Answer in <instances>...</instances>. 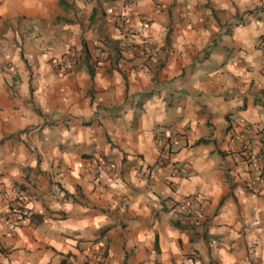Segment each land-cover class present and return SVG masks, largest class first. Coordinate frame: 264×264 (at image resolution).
I'll use <instances>...</instances> for the list:
<instances>
[{"label":"crops","instance_id":"obj_1","mask_svg":"<svg viewBox=\"0 0 264 264\" xmlns=\"http://www.w3.org/2000/svg\"><path fill=\"white\" fill-rule=\"evenodd\" d=\"M91 3L0 0V264H264V166L236 139L264 153V0ZM189 197L194 227L167 205Z\"/></svg>","mask_w":264,"mask_h":264},{"label":"built area","instance_id":"obj_2","mask_svg":"<svg viewBox=\"0 0 264 264\" xmlns=\"http://www.w3.org/2000/svg\"><path fill=\"white\" fill-rule=\"evenodd\" d=\"M264 43V41H263ZM120 49H129L133 48V44L130 42H124L120 45ZM98 55L102 58L106 55V51L103 49H98L97 51ZM150 53V50L148 48H144L141 52V55H147ZM77 57L75 53L69 52L66 57L62 60V68L64 71L68 72L72 69ZM252 129L250 126H246L243 131L236 135V139L238 142H240L241 148L240 152L247 154L249 156V160L253 161V163L260 166V168H263L264 166V153L261 154H253L252 151ZM259 137L261 138L260 142L264 143V130L259 133ZM158 144L161 146L164 150L166 147L169 146L170 142L165 136H162L158 139ZM163 150L162 155L160 156V160L152 167L147 168L145 171V175L152 177L155 176L163 167H165L167 164H169L167 161V155L165 154V151ZM96 172L95 174H98L100 172H107L112 168L109 164H102L94 167ZM177 173L182 176L186 177L188 175V171L185 167H178ZM168 208L173 210L175 212V218L176 221L180 224H183L185 226H197L200 223V215L198 214V206L196 205L195 198L189 197L184 201V205L191 206L190 211L187 213H183L180 211L178 205L173 200H168ZM31 212L30 210L23 204L21 200L14 201L6 213H4L3 218L5 219L7 226H8V233L11 236H14L16 233V230L18 226L22 223L23 220H26L30 217ZM93 248L89 250L87 255V263L86 264H100L106 259V252L105 250L100 247L99 245H93Z\"/></svg>","mask_w":264,"mask_h":264},{"label":"rangeland","instance_id":"obj_3","mask_svg":"<svg viewBox=\"0 0 264 264\" xmlns=\"http://www.w3.org/2000/svg\"><path fill=\"white\" fill-rule=\"evenodd\" d=\"M91 2H89V0H84V8H81L80 9V8H77L76 7L74 9L73 13L70 15L71 19L73 21H76V22H82V23H84V17H88V14H86L85 11L88 13V10H86V9H88V7L92 5ZM95 4L96 3H94L93 5H95ZM98 4H100V6H98V7L101 8L102 7V4L100 2H98ZM101 9H103V7Z\"/></svg>","mask_w":264,"mask_h":264},{"label":"trees","instance_id":"obj_4","mask_svg":"<svg viewBox=\"0 0 264 264\" xmlns=\"http://www.w3.org/2000/svg\"><path fill=\"white\" fill-rule=\"evenodd\" d=\"M84 47H85V51L87 52V49H86V44H84Z\"/></svg>","mask_w":264,"mask_h":264}]
</instances>
